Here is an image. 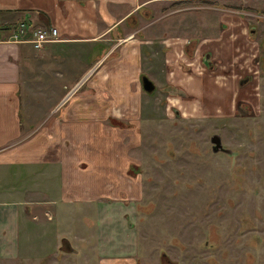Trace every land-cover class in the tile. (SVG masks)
I'll list each match as a JSON object with an SVG mask.
<instances>
[{
	"label": "rangeland",
	"instance_id": "rangeland-1",
	"mask_svg": "<svg viewBox=\"0 0 264 264\" xmlns=\"http://www.w3.org/2000/svg\"><path fill=\"white\" fill-rule=\"evenodd\" d=\"M161 4L162 12L157 9ZM179 7L194 10L200 18L214 14L215 24L222 9L236 15L243 12L249 39L233 53H243L252 44V54L246 58V69L241 66L244 73L236 81L238 90L222 89V93H233L229 113L188 112L184 104L169 97L170 89H161L153 79L158 65L152 66L154 74H150L143 59L137 66L129 63L135 54L143 55L144 45L128 39L127 30L133 31L149 17H159L167 8ZM147 13L148 19L140 11L128 16L119 25L122 33L48 44L29 56L31 64L21 63L24 81H20L18 115L23 139L35 135L56 140V147H65L71 155V169L80 171L73 175L69 189L74 211L96 198H109L125 210L134 201L130 213L136 217L127 214V228L123 226L117 239L127 250L135 235L138 250L129 260L120 259L130 264H161L164 254L162 264H264V0H164ZM186 13L175 12L165 21L180 24ZM115 34L125 35L121 36L124 41H117ZM136 35L139 39L144 32ZM243 58V54L233 56V62L241 65ZM209 64L210 69L215 67L214 62ZM90 69L85 83H79L69 96L71 101L78 96L75 104L67 107L69 98L60 103ZM141 75L151 79V92L143 90ZM219 83L215 81L217 92ZM196 95L189 92L190 98L201 100ZM225 97L227 101L229 95ZM96 104L98 111H94ZM217 106L221 109L223 103ZM212 135L219 137L225 150H211ZM75 179L80 182L75 184ZM114 250L110 247L107 255H127ZM61 256L52 263L82 261ZM19 263L28 264L25 259ZM19 263L3 260L2 264ZM43 264H50L49 258Z\"/></svg>",
	"mask_w": 264,
	"mask_h": 264
},
{
	"label": "crops",
	"instance_id": "crops-1",
	"mask_svg": "<svg viewBox=\"0 0 264 264\" xmlns=\"http://www.w3.org/2000/svg\"><path fill=\"white\" fill-rule=\"evenodd\" d=\"M158 1L164 0H0V123L8 122V125L0 127V264L3 260L19 263L20 259H25L28 264H43L46 257L53 264L57 262L58 255L81 257L79 264H130L120 258L129 260L137 254L135 235L127 250L117 239L118 232H123V226L126 227L124 219L134 209V201L129 200L131 205L125 210L123 204L109 201V198H96L79 204V211H74L69 189L73 175L77 176L80 171L71 169V155L66 154L65 147L57 148L56 140L35 135L23 139L25 135L19 128L18 115L20 81H24L20 65L22 62L31 64L29 56L48 44L94 40L102 35L118 34L121 32L119 25L124 24L128 16L134 17L140 11L142 17L148 19L150 13L147 10ZM164 8L161 4L157 9L162 12ZM180 8L183 7L170 11L165 9L159 17H149L144 24L130 30L132 32L127 30L128 39L134 38L133 41L139 40L144 45L143 55L135 54L129 58V63L135 66L143 59L147 73L158 71L153 75L157 85L160 84L161 89H170L169 97L184 104L188 112L229 113L234 105L231 98L239 88L236 81L244 73L241 66L246 69V58L252 54L249 52L252 44L243 53H233V49H239L240 44L249 39L247 23L241 15L243 12L236 15L222 9L217 14L219 24H215L214 14V17L204 14L200 18L194 10ZM178 11L189 12L181 15L180 24L165 21ZM20 22H25L28 32L35 28L54 27L58 39L45 42L40 48H34L26 40L12 41L8 33L15 28L7 30L4 25L16 27L15 24ZM140 31L144 35L137 39L136 34ZM4 33H7L5 39ZM131 33L133 37L128 36ZM116 34L117 41H124L121 36L125 35ZM204 53L210 55L211 61L203 56ZM241 54L244 62L238 65L233 60ZM180 61L189 66H183ZM171 62L173 65L169 66ZM209 62H214L215 67L210 69ZM153 65H158L159 69L152 71ZM90 70L81 73L83 75L77 83L84 84ZM198 76L201 80L197 82ZM50 79L53 80L52 77ZM215 81H221L218 92L214 87ZM222 89L234 91L232 94L222 93ZM189 92L196 93L201 100L190 98ZM226 95H229L227 101ZM77 97L74 101L69 98L67 107H72ZM94 99L96 101L98 97ZM218 103H223L221 109ZM98 110L96 104L94 111ZM79 182L75 179V184ZM113 211L116 212L115 218L112 217ZM110 247L117 248L112 251L114 254L122 251L127 255H107Z\"/></svg>",
	"mask_w": 264,
	"mask_h": 264
},
{
	"label": "built area",
	"instance_id": "built-area-1",
	"mask_svg": "<svg viewBox=\"0 0 264 264\" xmlns=\"http://www.w3.org/2000/svg\"><path fill=\"white\" fill-rule=\"evenodd\" d=\"M12 41H28L34 48H40L45 42L56 40V29L49 28H35L27 31L23 22L17 24L15 30L9 34L8 37Z\"/></svg>",
	"mask_w": 264,
	"mask_h": 264
},
{
	"label": "water",
	"instance_id": "water-1",
	"mask_svg": "<svg viewBox=\"0 0 264 264\" xmlns=\"http://www.w3.org/2000/svg\"><path fill=\"white\" fill-rule=\"evenodd\" d=\"M141 81V86L145 92H151L153 90V83L150 78H148L145 75H141L140 77ZM80 83V82H79ZM77 83L75 86H73L65 95L64 97L60 100V103H62L68 96L69 94L78 86ZM59 103V104H60ZM211 142L213 143L212 150L216 151L218 150V147H222L221 143H219V137L217 135H212L210 138ZM223 149V148H222Z\"/></svg>",
	"mask_w": 264,
	"mask_h": 264
},
{
	"label": "trees",
	"instance_id": "trees-1",
	"mask_svg": "<svg viewBox=\"0 0 264 264\" xmlns=\"http://www.w3.org/2000/svg\"><path fill=\"white\" fill-rule=\"evenodd\" d=\"M180 1H184V0H180ZM17 24H18V23H17ZM4 27H6L7 30H8L9 28H10V29H12V28H16L15 26H13V25H11V24H6V25H4ZM14 30H15V29H14ZM14 30H13V31H14ZM13 31H10L8 34H10V33L13 32ZM7 32H8V31H7ZM160 261H161V264L165 262L164 254L161 255V259H160Z\"/></svg>",
	"mask_w": 264,
	"mask_h": 264
},
{
	"label": "flooded vegetation",
	"instance_id": "flooded-vegetation-1",
	"mask_svg": "<svg viewBox=\"0 0 264 264\" xmlns=\"http://www.w3.org/2000/svg\"><path fill=\"white\" fill-rule=\"evenodd\" d=\"M206 56H208V57H209V55H208V54H206ZM206 56H205V57H206ZM240 81H241V80H240ZM210 141H211V140H210ZM211 143H212V142H211ZM219 143H221V142H220V139H219ZM212 146H213V143H212V145H211V150H212ZM221 146H222V144H221ZM222 148H223V146H222V147H218V150H216V151L225 150V148H223V149H222ZM212 151H213V150H212ZM216 151H214V152H216Z\"/></svg>",
	"mask_w": 264,
	"mask_h": 264
},
{
	"label": "bare ground",
	"instance_id": "bare-ground-1",
	"mask_svg": "<svg viewBox=\"0 0 264 264\" xmlns=\"http://www.w3.org/2000/svg\"><path fill=\"white\" fill-rule=\"evenodd\" d=\"M91 70H92V69H91ZM91 70H90V71H91ZM85 78H86V77H85Z\"/></svg>",
	"mask_w": 264,
	"mask_h": 264
}]
</instances>
